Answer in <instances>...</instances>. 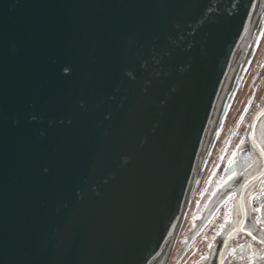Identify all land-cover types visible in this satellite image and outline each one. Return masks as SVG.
Wrapping results in <instances>:
<instances>
[{
	"label": "water",
	"instance_id": "1",
	"mask_svg": "<svg viewBox=\"0 0 264 264\" xmlns=\"http://www.w3.org/2000/svg\"><path fill=\"white\" fill-rule=\"evenodd\" d=\"M263 41L264 0H0V264H166ZM231 165L211 264L264 240V96Z\"/></svg>",
	"mask_w": 264,
	"mask_h": 264
},
{
	"label": "rangeland",
	"instance_id": "2",
	"mask_svg": "<svg viewBox=\"0 0 264 264\" xmlns=\"http://www.w3.org/2000/svg\"><path fill=\"white\" fill-rule=\"evenodd\" d=\"M263 96L264 41L252 74L245 75L235 108L228 109L215 154L208 155L193 209L186 211V222H180L166 264H202L210 254L216 240L217 215L211 212L205 218L222 185L220 173L231 165L235 152L242 151L249 119L259 109Z\"/></svg>",
	"mask_w": 264,
	"mask_h": 264
},
{
	"label": "flooded vegetation",
	"instance_id": "3",
	"mask_svg": "<svg viewBox=\"0 0 264 264\" xmlns=\"http://www.w3.org/2000/svg\"><path fill=\"white\" fill-rule=\"evenodd\" d=\"M258 110L259 109L255 111L251 118H256ZM230 166L225 168L224 171H222V174L220 173L221 178L219 184H222V189H220V187L216 190L215 195H217H214L215 197L212 201V206L226 185L227 181L225 180L227 177H230L231 174L238 175V165ZM237 196L238 188L223 193L211 211L214 216L217 215V231L215 233L216 240L212 246L210 254L205 255V258H203L202 264L212 263L218 235L225 234L233 223L235 218ZM212 206L210 207V210ZM250 210L253 220L260 223V232L264 231V175L260 176V182L254 183ZM198 224H201V222ZM224 264H264V240L248 237L245 229L242 228L235 233V251H226Z\"/></svg>",
	"mask_w": 264,
	"mask_h": 264
},
{
	"label": "bare ground",
	"instance_id": "4",
	"mask_svg": "<svg viewBox=\"0 0 264 264\" xmlns=\"http://www.w3.org/2000/svg\"><path fill=\"white\" fill-rule=\"evenodd\" d=\"M179 229V228H178ZM179 233V232H178ZM176 238V237H175ZM175 242V241H174ZM171 255V254H170ZM170 260V259H169Z\"/></svg>",
	"mask_w": 264,
	"mask_h": 264
}]
</instances>
